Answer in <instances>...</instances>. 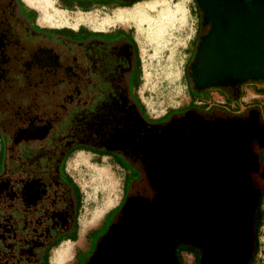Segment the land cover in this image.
<instances>
[{"label":"flooded vegetation","instance_id":"obj_1","mask_svg":"<svg viewBox=\"0 0 264 264\" xmlns=\"http://www.w3.org/2000/svg\"><path fill=\"white\" fill-rule=\"evenodd\" d=\"M62 1L66 6L74 2L78 8H88L92 0ZM96 1L128 6L138 0ZM198 15L184 70L189 93L195 97L216 90L224 100L206 106L187 104L150 118L136 94L140 64L129 28L120 24L105 29L46 28L36 24L34 12L22 0H0V264H10L17 250L29 254L72 232L77 223L74 190L66 178L71 176L65 162L74 151L106 156L130 170L123 175L113 223L124 198H150L154 193L141 155L133 150L137 143L159 135L171 142L175 125H182L186 117L207 123L251 122L264 130L257 108L227 106L239 98L242 85L255 81L199 91L192 88L187 66L206 30L199 9ZM249 149L253 163L247 180L257 201L246 225L231 232L234 239L246 243L238 264H248L251 258L264 187V140L252 139ZM94 246L81 252L80 259L85 261ZM182 246L200 257L201 247Z\"/></svg>","mask_w":264,"mask_h":264},{"label":"rangeland","instance_id":"obj_2","mask_svg":"<svg viewBox=\"0 0 264 264\" xmlns=\"http://www.w3.org/2000/svg\"><path fill=\"white\" fill-rule=\"evenodd\" d=\"M22 2L34 12L36 24L46 28L105 29L117 24L129 28L140 64L136 94L150 118H160L165 112L187 104L206 106L224 100L216 90L195 97L189 93L184 70L198 23L194 0H138L125 8L115 2L102 5L92 0L86 10L74 2L66 6L62 0ZM247 104L257 108L264 120V81L242 85L239 98L227 106L240 110ZM180 124L175 125L171 142L165 141L164 135L143 141L151 144L148 154L153 163L154 197L150 200L132 197L112 233L135 222L143 229L149 244L141 247L142 255L153 259V264H168L166 256L171 244L182 240L205 247V264H238L246 243L234 239L231 232L246 225L255 200L247 180L253 163L249 144L252 139L264 140V130L251 122L207 123L189 117ZM134 148L142 149L140 143ZM65 168L80 192L77 238L61 240L51 247L47 264L84 262L80 259L81 252L86 251L90 240L94 246L112 221L116 210L107 212L120 202L123 175L130 174L127 167L120 168L108 157L84 150L71 153ZM155 209L157 218L151 219L149 211ZM178 245L183 242L176 248ZM255 245L250 264H264V193L259 203ZM176 248L179 264H199L201 254L198 257L189 247ZM219 248L221 260H211L210 254ZM56 256L59 259L54 263Z\"/></svg>","mask_w":264,"mask_h":264},{"label":"water","instance_id":"obj_3","mask_svg":"<svg viewBox=\"0 0 264 264\" xmlns=\"http://www.w3.org/2000/svg\"><path fill=\"white\" fill-rule=\"evenodd\" d=\"M194 1L206 30L199 36L187 66L192 88L199 91L235 86L247 80H264V0ZM133 197L147 199L144 196ZM130 198H125L120 216L107 226L83 264H153V259L142 255L141 247L146 248L149 244L145 241L147 236L143 234V229L138 228L135 222H129L115 234L112 233L113 226L122 219L124 207ZM256 201L255 197L253 206ZM157 210H150L148 217L156 219ZM179 242L201 247L199 264H205L203 245L183 240ZM179 242L171 244L166 256L168 264H179L175 254ZM220 250L210 254L211 260H219Z\"/></svg>","mask_w":264,"mask_h":264},{"label":"trees","instance_id":"obj_4","mask_svg":"<svg viewBox=\"0 0 264 264\" xmlns=\"http://www.w3.org/2000/svg\"><path fill=\"white\" fill-rule=\"evenodd\" d=\"M132 1H135V0H132ZM137 2V1H136ZM135 3V2H134ZM133 4V3H132ZM132 4H130V5H132ZM70 5H71V3H70ZM130 5H128V6H130ZM80 8V7H79ZM81 9L82 10H86L87 9V7H81ZM138 82V81H137ZM137 82H136V87H137ZM151 143V142H150ZM143 144H146V147H143L144 145ZM149 146H151V144H148L147 142L146 143H142V142H140V148H142L141 149V151L139 150H137V152H139L140 153V155H141V159H142V161H143V163H144V166H145V168H144V170H145V174H146V176H147V178H148V182H149V184H150V187L153 189V191L154 190H156L153 186H152V169H151V165L153 164H151V162L149 161V151H150V148L151 147H149ZM78 148H81L80 146H78ZM168 148V147H167ZM84 149H86V148H84ZM143 149H146V150H143ZM134 151H136L135 150V148L133 149ZM176 152V151H175ZM66 178H67V180L69 181V182H71V184H70V186L73 188V190H74V208H75V212H74V216L76 217V215H77V210H78V207H79V203H80V192H79V188H78V186L76 185V183L75 182H73L72 181V179L69 177V176H66ZM76 192V193H75ZM263 193H264V187H263V189H262V194H261V196H260V199H261V197H262V195H263ZM154 194V193H153ZM137 196H140V195H137ZM154 197V195H152V197H150V198H153ZM150 198H148L147 197V199L148 200H150ZM131 199V198H130ZM129 199V200H130ZM146 199V198H145ZM129 202V201H128ZM128 202L126 203V204H128ZM260 203V202H259ZM119 204L120 203H118L117 204V206H115L114 208H111L110 210H108V212H107V214H111V213H113L116 209H117V207L119 206ZM125 208V207H124ZM258 214V213H257ZM258 218H259V215H258ZM257 218V219H258ZM258 222H259V220H256V223H255V230H256V227H257V225H258ZM76 228H77V223H73V225H72V232H70V235L69 236H63V237H60V238H58V239H56L54 242H52V243H50V244H48V245H46L44 248H34L33 250H31V252L29 253V254H25V255H21V252L20 251H16V253H15V255L13 256V259L11 260V262H10V264H47L48 263V251H49V249L51 248V247H53V246H55L56 244H58V242L59 241H61V240H66V239H69V240H74L75 239V237H76ZM179 247H181V248H184V249H186L185 247H182V245H178L177 246V248H176V250H178L179 249ZM255 247H256V245H255V242H254V244H253V251H252V255H251V258H250V260H249V263L248 264H250L251 263V259H252V257H253V254H254V252H255ZM22 256H24V258H22ZM177 257V256H176Z\"/></svg>","mask_w":264,"mask_h":264},{"label":"crops","instance_id":"obj_5","mask_svg":"<svg viewBox=\"0 0 264 264\" xmlns=\"http://www.w3.org/2000/svg\"><path fill=\"white\" fill-rule=\"evenodd\" d=\"M125 7H128V6H124L123 8H125ZM117 11H118V9L116 10L115 15L118 13ZM67 173H68V172H67ZM76 185H77V184H76ZM76 238H77V235H76L75 239H76ZM75 239H74V240H75ZM67 240H69V239H67ZM74 240H72V241H74ZM90 243H91V240L87 242L86 250H87V248L89 247ZM83 252H85V251H83Z\"/></svg>","mask_w":264,"mask_h":264},{"label":"bare ground","instance_id":"obj_6","mask_svg":"<svg viewBox=\"0 0 264 264\" xmlns=\"http://www.w3.org/2000/svg\"><path fill=\"white\" fill-rule=\"evenodd\" d=\"M58 259H59V256H56L55 258H54V263L56 262V261H58ZM52 262H53V260H52ZM58 264H61V261L60 262H58Z\"/></svg>","mask_w":264,"mask_h":264}]
</instances>
